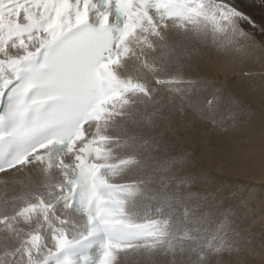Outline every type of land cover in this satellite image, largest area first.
<instances>
[{"label":"snow or ice","instance_id":"1","mask_svg":"<svg viewBox=\"0 0 264 264\" xmlns=\"http://www.w3.org/2000/svg\"><path fill=\"white\" fill-rule=\"evenodd\" d=\"M257 30L232 0H0V183L27 189L0 264H264L191 171L225 85L264 77Z\"/></svg>","mask_w":264,"mask_h":264},{"label":"rangeland","instance_id":"2","mask_svg":"<svg viewBox=\"0 0 264 264\" xmlns=\"http://www.w3.org/2000/svg\"><path fill=\"white\" fill-rule=\"evenodd\" d=\"M232 2L234 4L236 3L235 5L237 7L239 6L238 8H240V9L242 8V10L246 14H248L250 17H252L257 24L264 26V5H260L258 3V0H232ZM242 4L244 6H242ZM245 4L247 5L246 7H245ZM249 11H250V13H249ZM245 27H248V26H245ZM249 30L251 31L250 28H249ZM255 35H256V38L258 41L264 40V37L261 36V34L259 33L258 30L255 32ZM257 67H259V68H257ZM255 70H257V71L260 70L259 64H257L255 66ZM255 82H256L255 83L256 85L254 84L255 86L250 85L247 81L229 82L227 85H225V90L223 93L222 106H221V109L217 112V119L221 121V124L218 127H212V128H214L213 129L214 133H213V135H211L212 139L210 137L211 141H213L210 144V148L211 149L213 148L212 151H214V152H212V153L214 155L212 154L211 157L207 156L210 160L213 157L211 161L210 160L208 161L207 157L202 155V157L204 156V159H207L205 161H207L208 164L205 161H203L202 164L204 163L205 166L203 164L201 167L204 168V170L199 169L195 173L201 177L200 182L202 184L203 189L202 188L198 189L197 188L198 185H197L193 190L194 191L197 190L200 192H202V191L205 192V190L207 192H216L217 190H219L221 195L224 196V203L221 206V208L219 209V211L221 213H226L227 216L229 217L228 222H227V226L231 229V234L233 235V238L238 239L240 241H246L249 244H251L257 251H260L261 246L264 245V219H263L264 218V208H263L264 207V182H263L264 181V169H263L264 168V156H263V154H264V143H262V129H261V118L264 117V113H263L264 112V104H263L264 103V98H263L264 97L263 96V93H264V77H257ZM220 83L222 85L224 84L223 77H221ZM232 83H237V84H232ZM257 83H259V84H257ZM260 84H262V85H260ZM256 86L258 88H256ZM237 87H239V88H237ZM244 88H246L245 91L247 93L244 91ZM254 89L255 90L257 89V91H255ZM242 90H243V92H242ZM232 92H233V94H232ZM239 92H240V94H239ZM243 95H245V96L243 97ZM230 98H232L233 101L231 100V102H230ZM250 100L251 101L253 100L254 102H250ZM249 102L252 103L253 106H252V104L250 105ZM239 104H241V105L239 106ZM243 104L249 105L251 107V109L248 108L249 106L246 105L247 106L246 107ZM255 105H256V108H255ZM261 105H262V107H261ZM229 106H230V108H229ZM247 108H248V110H247ZM237 109H238V111H237ZM255 110H257V111H255ZM248 111L249 112L252 111V112L247 114ZM254 111H255V113L253 116L252 113ZM239 112H241V113H239ZM242 113H243V115H242ZM219 114H220V116H219ZM244 114H245V116H244ZM246 114H247V116H246ZM234 115H235V117H234ZM250 115H251V117H250ZM240 117H242V118H240ZM252 117H254V119H252ZM235 119H236V122H235ZM245 121H246V123H245ZM233 122H234V125H233ZM243 122L245 125L243 124ZM235 123H236V126H235ZM246 124H248L249 129H246L248 127ZM256 124H258V126ZM233 126H234V128H233ZM255 126H257V128ZM243 127H244V129H242ZM233 129L235 132L233 131ZM241 129L246 130L247 131V132L245 131L246 134H244L245 132L243 133V131ZM240 131H242V133ZM249 131H251L253 133H250ZM231 132H233V133L231 134ZM228 133H230V134H228ZM237 133L238 134L240 133L241 135L244 134L245 137H243L242 140L244 143H246L247 147L245 146V144H243L242 140H240L242 136L238 135ZM249 133H250V135H249L250 137L246 136ZM221 136H223V138ZM229 136L233 139H231ZM217 137H219V138H217ZM220 137H221V139H220ZM215 138H217V139H215ZM246 138H249L248 140H250V141H248ZM217 140H219L220 142H218ZM221 140H223V141L221 142ZM233 140H234V142H233ZM224 141L227 144L226 143L224 144L223 143ZM245 141H248V142H245ZM252 141H253L254 145L252 144ZM229 142L231 143V146H230ZM237 142H238V144H237ZM249 142H251V145H253V146L249 145ZM213 143H216V144H213ZM232 143L233 144L235 143V145H233ZM239 143H240V145H239ZM238 145H239V147H237V148L239 151L236 148V146H238ZM229 146L230 147L234 146V148H230ZM255 146H256V148H254ZM191 147H192L191 145L187 146V148L185 146L184 150L186 149L187 151L188 150L193 151L190 149ZM216 147H218V152H217ZM190 151H188V152L190 153ZM230 151H231V153H230ZM249 151H250V153H248ZM217 153H219V154H217ZM222 154H223V156L224 155L225 156L223 157ZM247 154H249V155L247 156ZM219 156L221 158H219ZM230 156L232 158H228ZM222 158L224 160H221ZM246 158L251 159L250 160L251 164L248 167L242 166V162H245ZM259 159H261V160H259ZM201 160H202V158H200V161ZM227 160H228V162H227ZM216 162L219 164V166L217 165ZM221 163L222 164L225 163V165H222ZM231 164L234 166H232ZM215 165H217V166H215ZM229 165H231V166H229ZM214 166L219 167L220 170H218ZM213 169H217L218 171L213 170ZM221 169H223V170L221 171ZM193 170H196V169H193ZM246 170H247V172H246ZM219 171H221V172H219ZM220 173H223V175ZM22 174L23 173L19 174L18 175L19 177L17 176L16 178L22 177ZM215 175H217V176H215ZM243 181H244V183H243ZM248 181H250V182H248ZM252 182H257V184L252 183ZM9 184H10V182H9ZM255 185H257V186H255ZM1 187H4L3 183H0V188ZM4 192H5V190H4ZM7 192L8 193H5V195H7V196L9 195L8 196L9 198H11L12 195L20 194L19 192L14 191V190L12 192L8 190ZM233 192L235 193V195L232 194ZM1 193L2 192H0V194ZM3 193L1 195H4ZM1 195H0V200L2 198H4ZM208 226L214 227L215 225H208ZM238 255L245 259L246 264H259V258L258 257L253 258V257L247 256V254L245 252H241ZM236 256H237L236 253L233 254V257H229L228 254L225 253L224 254V264H229L230 261H234Z\"/></svg>","mask_w":264,"mask_h":264},{"label":"bare ground","instance_id":"3","mask_svg":"<svg viewBox=\"0 0 264 264\" xmlns=\"http://www.w3.org/2000/svg\"><path fill=\"white\" fill-rule=\"evenodd\" d=\"M234 2H235V1H234ZM239 2H240V1H239ZM242 2H243V1H242ZM235 4H236V3H235ZM242 6H244V5L242 4ZM242 6H241V7H242ZM246 6H247V5L245 4V7H246ZM238 7H239V6H238ZM241 10H242V8H241ZM247 11H248V10H247ZM249 13H250V11H249ZM257 68H259V67H257ZM259 80H260V79H259ZM243 82H244V81H243ZM255 83H256V82H255ZM232 84H237V83H232ZM232 84H231V85H232ZM242 84H243V83H242ZM257 84H259V83H257ZM255 85H256V84H255ZM255 85H254V86H255ZM260 85H262V84H260ZM242 86H243V85H242ZM247 86H248V85H247ZM252 86H253V85H252ZM227 87H228V86H227ZM243 87H244V86H243ZM229 88H230V87H229ZM237 88H239V87H237ZM249 88H250V87H249ZM256 88H258V87L256 86ZM245 89H246V88H244V91H245ZM230 90H231V89H230ZM254 90H255V89H254ZM255 91H257V89H256ZM233 92H234V91H233ZM233 92H232V94H233ZM242 92H243V90H242ZM245 92H246V91H245ZM253 92H254V91H253ZM246 93H247V92H246ZM255 93H256V92H255ZM260 93H261V92H260ZM239 94H240V92H239ZM239 94H238V95H239ZM244 94H245V93H244ZM261 94H262V93H261ZM245 95H246V94H245ZM245 95H243V97H244ZM254 95H255V94H254ZM225 96H226V95H225ZM263 96H264V93H263ZM254 97H255V96H254ZM258 97H259V96H258ZM233 98H234V97H233ZM246 98H247V97H246ZM246 98H245V99H246ZM263 98H264V97H263ZM247 99H248V98H247ZM241 100H242V99H241ZM232 101H233V100H232ZM230 102H231V101H230ZM250 102H254V101H253V100H252V101L250 100ZM250 102H249V103H250ZM251 104H252V103H250V105H251ZM257 104H258V103H257ZM259 104H260V103H259ZM263 104H264V103H263ZM230 105H231V104H230ZM233 105H234V104H233ZM240 105H241V104H239V106H240ZM243 105L246 106L247 104H243ZM247 106H249V105H247ZM247 106H246V107H247ZM252 106H253V104H252ZM258 106H259V105H258ZM259 107H260V106H259ZM261 107H262V105H261ZM229 108H230V106H229ZM236 108H237V107H236ZM239 108H240V107H239ZM243 108H244V107H243ZM248 108L251 109L250 106H249ZM248 108H247V110H248ZM253 108H254V107H253ZM253 108H252V109H253ZM255 108H256V105H255ZM255 108H254V109H255ZM234 109H235V108H234ZM258 109H259V108H258ZM239 110H240V109H239ZM244 110H245V109H244ZM237 111H238V109H237ZM255 111H257V110H255ZM255 111L252 113L253 116H254ZM242 112H243V111H242ZM244 112H245V111H244ZM250 112H252V111H250ZM250 112L248 111L247 114H249ZM239 113H241V112H239ZM245 113H246V112H245ZM256 113H257V112H256ZM263 113H264V112H263ZM232 114H233V113H232ZM247 114H246V116H247ZM235 115H236V114H235ZM235 115H234V117H235ZM242 115H243V113H242ZM219 116H220V114H219ZM244 116H245V114H244ZM256 116H257V115H256ZM250 117H251V115H250ZM257 117H258V116H257ZM224 118H225V117H224ZM240 118H242V117H240ZM219 119H220V118H219ZM230 119H231V118H230ZM233 119H234V118H233ZM250 119H251V118H250ZM252 119H254V117H252ZM230 121H231V120H230ZM233 121H234V120H233ZM231 122H232V121H231ZM231 122H230V123H231ZM235 122H236V119H235ZM251 122H252V121H251ZM230 123H229V124H230ZM245 123H246V121H245ZM252 123H253V122H252ZM243 124H244V122H243ZM243 124H242V125H243ZM249 124H250V123H249ZM233 125H234V122H233ZM244 125H245V124H244ZM246 125L248 126V124H246ZM256 125L258 126V124H256ZM229 126H230V125H229ZM235 126H236V123H235ZM247 126H246V127H247ZM257 126H255V127L257 128ZM217 127H218V126H217ZM238 127H239V126H238ZM244 127H245V126H244ZM244 127H243L242 129H244ZM233 128H234V126H233ZM235 128H236V127H235ZM213 129H214V128H210V129H209V137H211V139H212V136H211V135H213V133H214V130H213ZM242 129H241V130H242ZM246 129H249V126H248ZM231 130H232V129H231ZM238 130H239V129H238ZM238 130H237V131H238ZM233 131H234V129H233ZM237 131H236V132H237ZM242 131H243V133H244L246 130H242ZM242 131H240V132L242 133ZM251 131H252V130H251ZM251 131H249V132H250V133H253V132H251ZM255 131H256V130H255ZM217 132H218V131H217ZM234 132H235V131H234ZM246 132H247V131H246ZM246 132H245L244 134H246ZM232 133H233V132H231V134H232ZM250 133L247 134L246 136H249ZM228 134H230V133H228ZM237 134H238V133H237ZM244 134H243V135H241L240 133L238 134V135H241V136H242L241 139L239 138L240 140H242L243 137H245ZM251 135H252V134H251ZM214 137H215V136H214ZM221 137L223 138V136H221ZM221 137H220V139H221ZM229 137H230V136H229ZM233 137H234V136H233ZM238 137H239V136H238ZM249 137H250V136H249ZM217 138H219V137H217ZM217 138H215V139H217ZM225 138H226V137H225ZM230 138H231V137H230ZM230 138H229V139H230ZM211 139H210V140H211ZM220 139H219V140H220ZM231 139H233V138H231ZM235 139H236V138H235ZM246 139L248 140L249 138H246ZM219 140H217V141L220 142ZM236 140H237V139H236ZM222 141H223V140H221V142H222ZM230 141H231V140H230ZM238 141H239V140H238ZM248 141H250V140H248ZM248 141H245V142H248ZM253 141H254V140H253ZM253 141H252V144L254 145ZM212 142H213V141H211V143H212ZM214 142H215V141H214ZM231 142H232V141H231ZM233 142H234V140H233ZM235 142H236V141H235ZM240 142H241V141H240ZM242 142H243V140H242ZM254 142H255V141H254ZM259 142H260V141H259ZM223 143L225 144L226 142L224 141ZM229 143H230V142H229ZM213 144H216V143H213ZM226 144H227V143H226ZM232 144H233V143H232ZM237 144H238V142H237ZM241 144H242V143H241ZM243 144H245V146H246V143L243 142ZM259 144H260V143H259ZM189 145H191V144L182 145V146L178 149V151H182V150H184V147L186 146V148H187V146H189ZM221 145H222V144H221ZM228 145H229V144H228ZM233 145H235V143H234ZM239 145H240V143H239ZM239 145L236 146V148L239 147ZM249 145H251V142H249ZM253 145H251V146H253ZM260 145H261V144H260ZM191 146H192V145H191ZM212 146H213V145H212ZM219 146H220V145H219ZM219 146H218V147H219ZM230 146H231V143H230ZM230 146H229V147H230ZM245 146H244V147H245ZM261 146H262V145H261ZM214 147H215V146H214ZM218 147H216V148H217V152H218ZM222 147H223V146H222ZM240 147H241V146H240ZM246 147H247V146H246ZM220 148H221V147H220ZM230 148H234V146H232V147H230ZM252 148H253V147H252ZM254 148H256V146H255ZM261 148H262V147H261ZM190 149L193 150L192 147H191ZM212 149H213V148H212ZM239 149H240V148H239ZM250 149H251V148H250ZM259 149H260V148H259ZM230 150H231V149H230ZM235 150H236V149H235ZM237 150H238V148H237ZM240 150H241V149H240ZM188 151H190V150H188ZM238 151H239V150H238ZM192 152H193V151H190V153H192ZM212 152H214V151H212ZM232 152H233V151H232ZM243 152H244V151H243ZM196 153H197V154H196ZM230 153H231V151H230ZM230 153H229V154H230ZM248 153H250V151H249ZM217 154H219V153H217ZM217 154H216V155H217ZM194 155H195L196 158H197V163H198L199 166L195 168L196 170H193V169H192L191 171H193V172H197L199 169H203V170H204V168L201 167V166L204 164V163L202 164V162L205 161V160H207V159H208V161H209L210 159H209L207 156H206L207 159H204V156L202 157V154H201V152H200L199 149H197V150L194 152ZM213 155H214V154H213ZM216 155H215V156H216ZM248 155H249V154H247V156H248ZM222 156H223V154H222ZM224 156H225V155H224ZM224 156H223V157H224ZM263 156H264V154H263ZM251 157H252V156H251ZM200 158H202L201 161H200ZM212 158H213V157H212ZM212 158H211V160H212ZM219 158H221V157L219 156ZM228 158H232V157L230 156V157H228ZM236 158H237V157H236ZM262 158H263V157H262ZM211 160H210V161H211ZM216 160H217V159H216ZM221 160H224V159L222 158ZM250 160H251V159L246 158L245 162H242V166H244V167H248V166L251 164V163H250ZM259 160H261V159H259ZM213 161H214V160H213ZM231 161H232V160H231ZM205 162L208 164L207 161H205ZM227 162H228V160H227ZM227 162H226V163H227ZM232 162H233V161H232ZM216 163H217V162H216ZM219 163H220V162H219ZM260 163H261V162H260ZM211 164H212V163H211ZM221 164H222V163H221ZM221 164H220V165H221ZM227 164H228V163H227ZM235 164H236V163H235ZM217 165L219 166L218 163H217ZM217 165H215V166H217ZM222 165H225V163L222 164ZM231 165H232V164H231ZM231 165H229V166H231ZM204 166H205V164H204ZM207 166H208V165H207ZM215 166H214V167H215ZM232 166H234V165H232ZM242 166H241V167H242ZM215 168H217L218 170H220L219 167H215ZM221 168H222V167H221ZM217 169H213V170L218 171ZM238 169H239V168H238ZM263 169H264V168H263ZM222 170H223V169H221V171H222ZM233 170H234V169H233ZM201 171H202V170H201ZM201 171H200V172H201ZM205 171H206V170H205ZM216 171H215V172H216ZM221 171H219V172H221ZM240 171H241V170H240ZM219 172H218V173H219ZM242 172H243V171H242ZM246 172H247V170H246ZM251 172H252V171H251ZM253 172H254V171H253ZM260 173H261V172H260ZM202 174H203V173H202ZM214 174H215V173H214ZM220 174L223 175V173H220ZM226 174H227V173H226ZM226 174H225V175H226ZM262 174H263V173H262ZM33 175H34V173H33ZM3 176H4V174H0V179H2ZM215 176H217V175H215ZM219 176H220V175H219ZM226 176H227V175H226ZM251 176H252V175H251ZM251 176H250V177H251ZM259 176H260V175H259ZM18 177H19V176H18ZM227 177H228V176H227ZM231 177H232V176H231ZM262 177H263V176H262ZM262 177H261V178H262ZM16 179H18V180H20V181H23L24 184H28V183H29V181H28V179H27V176H26V174H24V173L22 174V177H20V178H16ZM226 179H227V178H226ZM255 179H256V178H255ZM208 180H209V179H208ZM202 181H203V180H202ZM254 181H255V180H254ZM256 181H257V180H256ZM259 181H260V180H259ZM203 182H204V181H203ZM210 182H211V181H210ZM248 182H250V181H248ZM263 182H264V181H263ZM243 183H244V181H243ZM252 183H256V184H257V182H252ZM249 184H250V183H249ZM3 185H4V184H3ZM250 185H251V184H250ZM251 186H252V185H251ZM255 186H257V185H255ZM197 188H198V189H200V188L203 189L202 184H201L200 181H199V184H198ZM8 190L11 191V192H12L13 190H14V191H17V192H19L20 194H22V192H26V191H27V189H23V188H21V185H20L19 183H17L16 185H13L11 182H10V184L8 185ZM196 191H197V190H196ZM0 192H2V193L4 192V187H1V188H0ZM11 192H10V193H11ZM2 193H1V194H2ZM7 193H8V192H7ZM202 193H204V191H202ZM224 193H225V192H224ZM1 194H0V195H1ZM3 194H4V195H1V196L4 197V196H5V192H4ZM11 194H12V193H11ZM18 195H19V194H18ZM257 195H258V194H257ZM8 196H9V195H8ZM10 196H11V195H10ZM12 196H13V195H12ZM12 196H11V197H12ZM2 199H3V198H2ZM2 199H1V200H2ZM252 200H253V199H252ZM260 201H261V200H260ZM211 202H212V201H210L209 204H210ZM255 205H256V204H255ZM220 208H221V207H220ZM234 208H235V207H234ZM263 208H264V207H263ZM232 214H233V213H232ZM263 219H264V218H263ZM208 227H209V226H208Z\"/></svg>","mask_w":264,"mask_h":264}]
</instances>
